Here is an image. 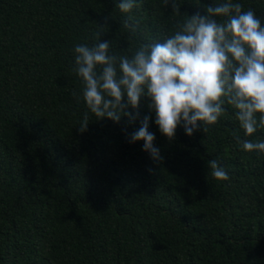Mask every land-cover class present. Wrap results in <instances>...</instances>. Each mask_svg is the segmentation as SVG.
Instances as JSON below:
<instances>
[{
    "label": "trees",
    "instance_id": "16d2710c",
    "mask_svg": "<svg viewBox=\"0 0 264 264\" xmlns=\"http://www.w3.org/2000/svg\"><path fill=\"white\" fill-rule=\"evenodd\" d=\"M119 2L0 0V264H264V152L236 139L264 141V129L246 136L225 104L205 132L181 126L170 141L147 97L132 124L97 119L73 71L75 45L97 32L131 57L223 0H176L180 14L171 0L130 13ZM233 2L264 22V0ZM145 115L162 161L130 142ZM213 159L229 180L212 176Z\"/></svg>",
    "mask_w": 264,
    "mask_h": 264
},
{
    "label": "clouds",
    "instance_id": "9594fccd",
    "mask_svg": "<svg viewBox=\"0 0 264 264\" xmlns=\"http://www.w3.org/2000/svg\"><path fill=\"white\" fill-rule=\"evenodd\" d=\"M169 2L164 0L165 5ZM171 4L180 14L176 0ZM138 6L137 0H120L117 5L122 13ZM205 10L206 15H187L163 42L144 44L131 57L112 53L111 41H101L102 32L95 34L91 46L75 45L73 71L83 81V99L91 113L115 123L127 117L132 124L140 118L142 98L147 97L155 124L171 141L181 126L188 136L201 128L205 132L206 125L224 115L227 104L237 109L236 119L246 136L264 129V22L252 8L245 11L233 0L208 4ZM131 19L124 21L126 27H132ZM149 120L147 115L140 120L130 142L143 140V150L162 161ZM88 124L86 112L79 131H87ZM236 139L244 151L264 152V141ZM208 166L216 180L230 179L218 160L208 161Z\"/></svg>",
    "mask_w": 264,
    "mask_h": 264
}]
</instances>
